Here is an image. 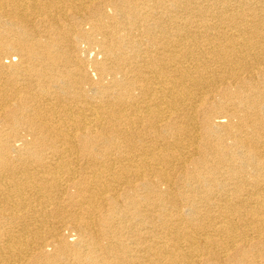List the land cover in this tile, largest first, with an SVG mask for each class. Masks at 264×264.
Here are the masks:
<instances>
[{"label":"bare ground","instance_id":"1","mask_svg":"<svg viewBox=\"0 0 264 264\" xmlns=\"http://www.w3.org/2000/svg\"><path fill=\"white\" fill-rule=\"evenodd\" d=\"M0 264H264V0H0Z\"/></svg>","mask_w":264,"mask_h":264}]
</instances>
